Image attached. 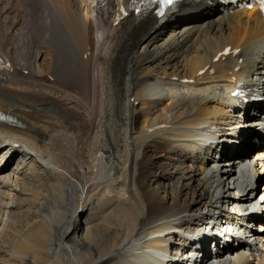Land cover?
<instances>
[{"label": "bare ground", "instance_id": "6f19581e", "mask_svg": "<svg viewBox=\"0 0 264 264\" xmlns=\"http://www.w3.org/2000/svg\"><path fill=\"white\" fill-rule=\"evenodd\" d=\"M41 1L16 62L0 40V264H264V237L207 235L232 171L182 161L256 146L234 130L237 106L264 125L259 7Z\"/></svg>", "mask_w": 264, "mask_h": 264}, {"label": "rangeland", "instance_id": "374dc122", "mask_svg": "<svg viewBox=\"0 0 264 264\" xmlns=\"http://www.w3.org/2000/svg\"><path fill=\"white\" fill-rule=\"evenodd\" d=\"M33 3L35 5H37V4L42 5L41 0H31V1L30 0H0V11H1L0 17L2 16L0 18V30H1L0 31V40L3 41V43L1 41H0V43L5 45V46H3V48L7 54L9 53L7 51L13 49V47H14L13 45H15L16 42L18 44L24 42V40H25V43L30 42V38H31L30 32L34 28L33 24H35V20H36V17H33V15L36 14V11L31 10L32 9L31 5H34ZM44 14L46 16V13H44ZM6 15L8 17H6ZM36 15H38V14H36ZM32 20L34 21V23H32ZM54 22H55V20H54ZM37 26H39V25H37ZM57 29H59L58 38L61 39V40L60 39H58V40L62 44H64L65 46L67 45V47H68V41H66L60 37L63 34H62V31L60 30L59 26L57 27ZM152 31L153 30H151V32ZM1 32H2V34H1ZM7 33H11V34L7 35ZM20 40H21V42H20ZM18 44H17V46H18ZM8 55L16 62V59L13 58L12 53H10ZM160 151H162V150H159L157 153H161ZM236 242L237 241H235V243ZM173 254H175V252H173Z\"/></svg>", "mask_w": 264, "mask_h": 264}, {"label": "snow or ice", "instance_id": "6c2138e0", "mask_svg": "<svg viewBox=\"0 0 264 264\" xmlns=\"http://www.w3.org/2000/svg\"><path fill=\"white\" fill-rule=\"evenodd\" d=\"M162 3H164L165 5L171 4L173 2V0H161Z\"/></svg>", "mask_w": 264, "mask_h": 264}]
</instances>
